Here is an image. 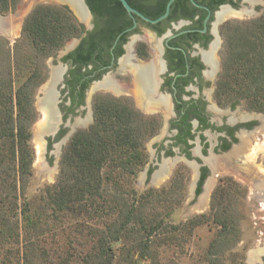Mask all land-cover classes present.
Returning a JSON list of instances; mask_svg holds the SVG:
<instances>
[{"label":"trees","instance_id":"1","mask_svg":"<svg viewBox=\"0 0 264 264\" xmlns=\"http://www.w3.org/2000/svg\"><path fill=\"white\" fill-rule=\"evenodd\" d=\"M87 1L95 19L98 17L99 27L96 32H89L81 42V49L75 51L73 61L79 67L87 63L99 44L108 43L113 31L123 27L126 13L122 8L115 11L96 10L92 0ZM166 2L162 0L157 15L162 13ZM244 25L240 29L233 28L229 23L223 24L226 42L238 47L222 62L215 94L235 98L232 107L243 100L248 110L264 113V12ZM81 33L82 26L67 8L38 4L26 16L21 27L23 41L19 45L28 46L27 54L17 58L15 52L13 63L0 62L1 235L11 229L9 218L17 214L21 217L24 230L40 228L41 214L31 213V202L26 198L25 190L32 176L34 160L30 144L31 127L36 121L34 96L46 79L45 65L41 61L54 56L66 42ZM24 62L32 66L33 71L15 86L16 78L20 77L17 75L21 72L20 65ZM73 74L74 85L81 74L78 71H73ZM158 127L155 118L134 111L124 101L96 95L92 102L91 124L85 129L75 130L68 139L59 161L57 179L47 185L43 193L52 216L61 214V218L108 220L104 228L93 229L94 244L91 252L82 256V264H113L117 250L113 246L119 244L120 249H124L125 243H133L139 257L148 258L149 249L158 236L164 233L167 238H174L177 225L166 218L178 203H171L170 210L162 217L156 211L158 206L165 205L151 202L147 193L136 197L135 189H127L131 179L145 165V144ZM64 133L61 130L56 139ZM50 141L48 149L51 148ZM202 180L195 189L196 195L201 192ZM214 195H217V189L211 198ZM20 201L22 204L18 206ZM145 206H149L152 215L145 214ZM212 207L215 206L211 203ZM215 209L217 212L210 217L219 226V236L225 242L236 233L237 221L232 216L230 204ZM206 219V215L193 216L181 226L194 227ZM25 249L28 250V247Z\"/></svg>","mask_w":264,"mask_h":264},{"label":"rangeland","instance_id":"2","mask_svg":"<svg viewBox=\"0 0 264 264\" xmlns=\"http://www.w3.org/2000/svg\"><path fill=\"white\" fill-rule=\"evenodd\" d=\"M47 3L64 4L57 0H33L31 2L29 0H0V16L13 19V33L9 35L0 33V62L13 63L15 52L17 58H22L27 54L28 46L19 45L23 41V37H21L23 21L34 4ZM258 4L259 6L251 15L239 17L229 15L218 26L220 35L217 49L219 71L222 62L229 56V53L238 47L237 44L226 42L225 37L227 36L223 24L229 23L233 28L243 29L245 23L256 20L264 12V0ZM67 9L78 24L89 26L91 18L87 23L83 22L70 7ZM74 40L73 38L66 42L59 53L57 51L54 56L41 61L45 65L46 79L37 88L34 96L36 121L30 131V144L34 152V160L32 176L29 179L25 195L31 202V213L40 212L42 222L38 230H24L19 214L10 217L11 229L6 230L4 235L0 234V264H82V256L91 252L94 244L95 238L91 235L93 229H102L108 223V220L105 219L96 220V218L71 216L61 218V214L56 217L52 216L43 193V189L47 185L53 184L57 179L61 154L72 134L68 139L65 137L73 123L81 125L75 127V130H78L87 128L92 121L91 99L86 96L84 107H80L74 114L68 115L59 126V129H65L67 132L59 139H56L57 134L46 133L43 135L44 147L42 153L39 152L36 135L37 126L43 119L41 109L44 97L43 87L49 83L51 68L58 65L56 62H58L61 53L68 50L75 42ZM20 67L21 72L17 74L20 77L16 78L15 86L33 71V67L29 66L27 62H24ZM94 94L108 96V91L98 89L94 91ZM64 97L65 95L60 92L59 101L67 106L69 103L67 100L63 101ZM216 100L220 103V109L228 110L235 98L229 99L225 95L221 97L216 95ZM235 112L258 115L260 121L250 118L257 121L256 128L250 133H245L246 140L244 142L239 140V143L232 148L229 157H225L227 154L220 156L224 157L223 163L216 164V169L212 171L213 176L210 177L212 185L206 195L205 203L201 201L205 187L199 195H194L193 170L183 161L168 163L166 176L160 181H153L152 175L155 171L157 172L158 167L155 166L156 163L151 155L153 149L150 145L151 139L146 142L147 161L131 179L127 189H135L136 197L139 194L147 193L151 202L156 205L157 203L165 205L158 206L156 211L162 217L170 210L171 203H178V206L172 208L174 210L171 211L170 216L166 218L167 221L177 225L173 234L174 238L172 239L170 236L167 238L164 233L158 236L157 241L149 249L150 256L148 258H140L133 243H125L124 249H120L119 244H115L113 247L117 250L113 264H249V253L254 249H264V131L261 127L264 113L248 110L243 100L235 105ZM49 139L52 141L50 149H48ZM151 163L153 167L150 173L152 175L149 176L147 169L151 167ZM169 188L172 189L167 192ZM215 189H217V195L211 198ZM211 203L212 206H215L212 209ZM218 203H222L223 206ZM21 204L20 201L18 206ZM229 204L232 216L237 221L236 233L231 239L222 242V237L219 236V226L213 222L210 216L217 212L215 209L217 206L219 208ZM144 211L145 214H153L149 206H145ZM197 215H206L207 219L194 227L184 228L181 226L187 219ZM111 219L113 218L111 217ZM80 229H82L81 232ZM26 247L28 250L25 249Z\"/></svg>","mask_w":264,"mask_h":264},{"label":"flooded vegetation","instance_id":"3","mask_svg":"<svg viewBox=\"0 0 264 264\" xmlns=\"http://www.w3.org/2000/svg\"><path fill=\"white\" fill-rule=\"evenodd\" d=\"M78 1L91 14V29L87 30L79 23L82 33L74 38L76 42L65 53L63 51L64 55L56 62L58 65L51 68V74L53 69L59 71L53 84L50 83L51 77L49 80L59 120L55 135L65 131L59 126L68 115L84 107L86 96L91 99L92 109L93 98L104 95L94 94V91L105 89L109 98L122 100L134 111L153 117L159 123L150 141L151 155L158 170L165 162L168 165L183 161L193 170L194 188L203 178L201 191L204 187L206 190L212 171L216 169L207 160L229 155L239 140L245 141V133L256 128L257 121L250 118L258 119L255 114L236 113L235 106L222 110L216 100V84L221 72L217 57L218 26L224 22V19L219 21L218 13L230 10L251 15L259 4L251 5L246 0H192L194 5L190 0H174L167 16L156 24H149L132 14L135 26L132 17L125 13L123 27L113 31L108 43L99 44L87 63L79 67L74 63L73 55L81 49V42L87 34L96 32L99 25L88 1ZM125 1L151 20L165 12L166 4L162 13L157 15L162 0ZM64 4L48 5L70 7L68 3ZM92 6L96 10L124 9L119 0H92ZM73 71L81 74L74 85ZM60 92L65 95L63 101L67 100L69 105L61 104ZM241 114L249 118L238 119ZM152 167L151 163L147 169L149 176ZM255 264H264V254Z\"/></svg>","mask_w":264,"mask_h":264},{"label":"bare ground","instance_id":"4","mask_svg":"<svg viewBox=\"0 0 264 264\" xmlns=\"http://www.w3.org/2000/svg\"><path fill=\"white\" fill-rule=\"evenodd\" d=\"M59 2H64V3H68L72 9V11L77 15V17H79L81 20L85 21L86 23L89 20V16L88 14L85 12L84 7L79 3L78 0H57ZM248 1L251 5L255 4V3H259L261 0H246ZM243 11L240 12H233V11H228V10H222L221 12L218 13V19L223 20L225 19L226 16H242L244 15L242 13ZM19 16L21 15V12L18 14ZM12 18H2L0 16V33L2 34H6L9 35L11 33H13V22H12ZM213 56V55H212ZM55 68V67H53ZM59 77V71H57L56 69L52 70V74H51V81L50 83L53 84ZM48 84L47 86L44 87L43 89V94L44 97L42 99V103H41V109L43 112V119L40 122V124H38L37 126V135H36V140H37V144L39 146V152L42 153L43 151V147H44V139H43V135H45L46 133L51 132L52 127L56 124L57 122V114L55 112V110L53 109V104H54V93L51 89V84ZM112 87V86H111ZM115 91V90H114ZM245 118H249V116L245 115V114H241L238 116V119H245ZM262 130L264 131V119L262 121ZM243 140H246L245 138ZM239 150V149H238ZM236 152V150H234ZM230 155L226 156L229 157ZM224 159V158H223ZM223 159L220 158H211L208 159V163L211 167H217L216 164L218 163H223ZM166 165L167 162H165L164 164H162L160 170H158L154 176V182L156 181H160L162 178H164L166 176L167 173V169H166ZM211 182L210 180L208 181L207 185H206V190L204 195H202L201 201L203 203L206 202L207 200V194L210 191L211 188ZM264 185V184H263ZM264 254V249H254L253 251H251L249 253V257H248V263L249 264H255V262L259 261V257L261 255Z\"/></svg>","mask_w":264,"mask_h":264},{"label":"water","instance_id":"5","mask_svg":"<svg viewBox=\"0 0 264 264\" xmlns=\"http://www.w3.org/2000/svg\"><path fill=\"white\" fill-rule=\"evenodd\" d=\"M174 0H168V2L166 3V7H165V12L162 16L158 17L157 19H154V20H151V19H148L146 17H144L142 14H140L139 12H137L136 10H134L132 7L129 6V4L125 1V0H119V2L121 3V5L123 6L124 10L126 11V13L128 15H130L132 17V20L134 22V26L136 24L135 22V19L134 17L132 16V14H135L136 16H138L140 19H142L143 21L149 23V24H156L157 22H159L160 20H162L163 18H165L168 14V11H169V8H170V5L171 3L173 2ZM194 5H196L192 0H190ZM84 7V6H83ZM84 10L85 12L88 14L89 18H91V14L88 10V8L84 7ZM88 26V25H87ZM87 30L91 29V25L89 24L88 27H86ZM76 42V40H74ZM65 53V52H64ZM64 53L62 52L61 53V56L64 55ZM53 109L56 111V108H55V101H54V104H53ZM58 122L59 120L57 119V122L56 124L52 127L51 129V132L49 133H53L55 135V132L57 131L58 129ZM76 126H81L77 123H74L71 128H70V131L69 133L66 135L65 139H68L69 136L75 131V127Z\"/></svg>","mask_w":264,"mask_h":264}]
</instances>
